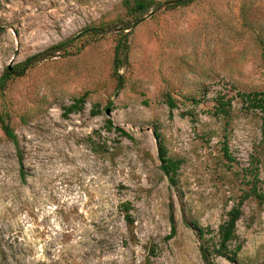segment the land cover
I'll return each mask as SVG.
<instances>
[{"label": "rangeland", "instance_id": "1", "mask_svg": "<svg viewBox=\"0 0 264 264\" xmlns=\"http://www.w3.org/2000/svg\"><path fill=\"white\" fill-rule=\"evenodd\" d=\"M156 1L165 7L133 23L115 72L114 31L87 30L125 19L122 0H0V76L70 40L0 99L16 135L0 130V264H264V202L254 194L236 225L235 259L206 262L200 251H211L246 193L264 196L261 116L236 95L264 89V0L173 10L177 0ZM220 97L231 101L226 116L214 113ZM154 130L181 161L175 186L159 169ZM192 224L211 233L200 240Z\"/></svg>", "mask_w": 264, "mask_h": 264}, {"label": "trees", "instance_id": "2", "mask_svg": "<svg viewBox=\"0 0 264 264\" xmlns=\"http://www.w3.org/2000/svg\"><path fill=\"white\" fill-rule=\"evenodd\" d=\"M194 0H177L167 3V8L173 10L175 8L189 5ZM120 7L124 10V17L118 18L112 23L107 25H102L100 27H92L87 30L91 38H98L105 34L106 32L114 31L116 45L114 47V71H118L128 59V45L127 37L130 33L131 26L133 23H137L138 19L143 18L146 15L153 14L154 10H158L161 7H165L164 4L156 0H122ZM113 26V27H111ZM70 40L62 42L58 45L50 47L44 52L34 55L27 58L23 62L15 65L12 68H7L4 73L0 76V99L5 96L9 88V82L17 78H22L26 73L31 70L36 64L53 57L58 52H66V48L69 46ZM237 97L241 99L245 110L258 111L261 116L262 125H261V141L260 144L264 149V89L258 92H238L236 93ZM85 102V96H81L73 99V103L68 107H64V113L66 115L76 113L80 111L83 103ZM168 109L171 111L176 108V101L172 99L169 94L164 95L163 101ZM194 102V101H193ZM196 103L198 101H195ZM231 106V101H224L223 98H218L216 101L215 116H226L229 114V109ZM98 106L95 105L91 111V114L97 115L99 111L97 110ZM9 114L6 111H0V130L3 132L4 136L16 143V135L9 124ZM113 128L110 120L106 121V131H111ZM122 136L132 139L130 135L125 133L122 129H115ZM153 136L157 144L158 159L160 161L159 169L163 176H165L170 185H176V178L178 175V170L181 166V161L175 158L170 157L167 154V150L163 144V141L160 138L157 130H154ZM226 158H229L227 153ZM252 194L257 199H260L261 202H264V196L262 193H256L255 187L252 189V193H246L231 209L226 213L225 219L218 226L216 237L217 242L213 245L211 251L207 245L202 244L200 246L201 256L204 261H208V258L211 254H215L218 257L225 258L228 261H233L240 250V246H235L234 249H231L233 241L236 239V225L242 215V205L244 200L250 197ZM119 211L123 215L125 225L128 229H132L134 224L133 218L130 214L132 211L131 203L124 202L120 204ZM192 227L196 231L199 239H203L206 235L210 234L211 231L207 228H201L197 224H192Z\"/></svg>", "mask_w": 264, "mask_h": 264}, {"label": "water", "instance_id": "3", "mask_svg": "<svg viewBox=\"0 0 264 264\" xmlns=\"http://www.w3.org/2000/svg\"><path fill=\"white\" fill-rule=\"evenodd\" d=\"M106 113H107V115H109L110 114L109 110H107Z\"/></svg>", "mask_w": 264, "mask_h": 264}]
</instances>
